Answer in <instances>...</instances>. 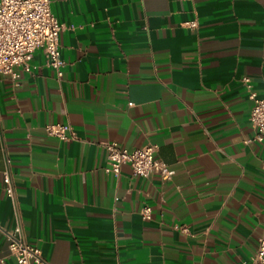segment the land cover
Instances as JSON below:
<instances>
[{
    "label": "crops",
    "instance_id": "obj_1",
    "mask_svg": "<svg viewBox=\"0 0 264 264\" xmlns=\"http://www.w3.org/2000/svg\"><path fill=\"white\" fill-rule=\"evenodd\" d=\"M58 1L63 75L38 50L0 85V259L21 225L49 264H251L264 237V140L250 121L264 0ZM108 143L156 145L172 178L105 172Z\"/></svg>",
    "mask_w": 264,
    "mask_h": 264
},
{
    "label": "built area",
    "instance_id": "obj_2",
    "mask_svg": "<svg viewBox=\"0 0 264 264\" xmlns=\"http://www.w3.org/2000/svg\"><path fill=\"white\" fill-rule=\"evenodd\" d=\"M56 0H0V85L14 83L19 77L22 67L30 70V61L36 51L41 50L45 63L58 76L64 73L65 62L62 55L61 34L66 25L56 14ZM196 27V23H192ZM244 85L251 88L250 80L243 79ZM255 105L250 114L252 126L257 131V138L264 140V96L257 98L251 95ZM47 133L61 141L76 139L72 128L65 124H51L46 127ZM107 165L104 171L119 176L124 165H130L135 174L148 177L153 173H161L172 178L170 167L158 158V147L147 145L143 148L129 149L118 143H108ZM4 188L7 197L17 207L18 197L10 171L3 173ZM145 220L152 218V207L146 206L142 211ZM184 231L189 228L182 227ZM9 254L0 259V264H9L14 259L17 264H49L40 250L28 245L22 239L21 225H17L11 233ZM251 264H264V237L251 259Z\"/></svg>",
    "mask_w": 264,
    "mask_h": 264
}]
</instances>
